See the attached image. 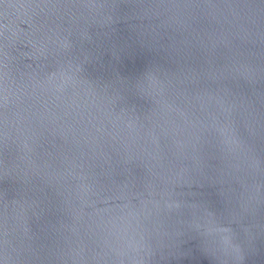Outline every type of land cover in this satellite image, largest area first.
I'll return each mask as SVG.
<instances>
[{
    "label": "water",
    "instance_id": "1",
    "mask_svg": "<svg viewBox=\"0 0 264 264\" xmlns=\"http://www.w3.org/2000/svg\"><path fill=\"white\" fill-rule=\"evenodd\" d=\"M0 264H264V0H0Z\"/></svg>",
    "mask_w": 264,
    "mask_h": 264
},
{
    "label": "clouds",
    "instance_id": "2",
    "mask_svg": "<svg viewBox=\"0 0 264 264\" xmlns=\"http://www.w3.org/2000/svg\"><path fill=\"white\" fill-rule=\"evenodd\" d=\"M151 77H149V79H150ZM201 224L200 223H196L195 224V228L197 229V230H200L201 229ZM223 231H225L224 229H215V230H206L203 234L206 236V237H209V236H211L214 232H223ZM240 257H237V259H239Z\"/></svg>",
    "mask_w": 264,
    "mask_h": 264
}]
</instances>
